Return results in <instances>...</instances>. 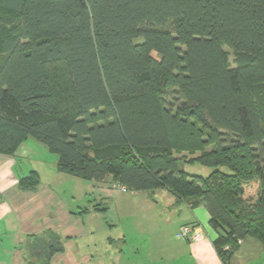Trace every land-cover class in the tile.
<instances>
[{
    "label": "trees",
    "instance_id": "obj_1",
    "mask_svg": "<svg viewBox=\"0 0 264 264\" xmlns=\"http://www.w3.org/2000/svg\"><path fill=\"white\" fill-rule=\"evenodd\" d=\"M28 138L59 172L203 205L223 264L264 246V0H0V157ZM22 249L48 264L62 238Z\"/></svg>",
    "mask_w": 264,
    "mask_h": 264
},
{
    "label": "crops",
    "instance_id": "obj_2",
    "mask_svg": "<svg viewBox=\"0 0 264 264\" xmlns=\"http://www.w3.org/2000/svg\"><path fill=\"white\" fill-rule=\"evenodd\" d=\"M33 170L37 188L20 191L17 180ZM115 186L110 178L93 182L59 172L57 156L26 139L15 156L0 157V264H25L22 245L47 231L58 233L63 246L48 264H223L203 205L178 202L164 188L122 192ZM97 203L107 207L105 214L92 209ZM136 206L144 224L133 212ZM82 207L89 210L77 214ZM182 225L195 237H180ZM231 264H264V246L246 236Z\"/></svg>",
    "mask_w": 264,
    "mask_h": 264
},
{
    "label": "rangeland",
    "instance_id": "obj_3",
    "mask_svg": "<svg viewBox=\"0 0 264 264\" xmlns=\"http://www.w3.org/2000/svg\"><path fill=\"white\" fill-rule=\"evenodd\" d=\"M138 39H140V41L142 40V38H138ZM152 55L155 56L156 53L153 51V52H152ZM232 58H233V56H232V54H230V55H229V59L232 60ZM43 146H44V145H43ZM44 147H45V146H44ZM45 148H46V147H45ZM46 149H47V148H46ZM183 169H184L185 171H187L188 173H192V174H200V175H202V176H206V175H208L209 172L212 170L211 168H208V167L202 166V165H200V164H198V163H195V164H193V165H191V164H184ZM115 190L120 191V190L118 189L117 186H115ZM162 190H163V192H165V194H166V192H168L166 189H162ZM127 194H128V193H127ZM127 194H124V195H125V196H129V194H128V195H127ZM244 197L246 198V201H247V202H252L253 198L255 197L254 190H247L246 193L244 194ZM156 199H157V198H156ZM165 199H166V198H163V199H161V201H163V200H165ZM162 206H163V205H159L158 208H159L160 210H164V208H163ZM133 212L135 213V215H137V216L140 218V222H141L142 224H144V223H143V219H142L143 212L140 210V208H139L138 206H136V208L133 210ZM163 213H164L165 215L168 214L166 211H163ZM138 217H137V219H138ZM107 219H108V218H107ZM127 225H129V224H125V223H122V224H121V226H127ZM165 226H173V225H172V222H171L170 224H169V223H166Z\"/></svg>",
    "mask_w": 264,
    "mask_h": 264
},
{
    "label": "built area",
    "instance_id": "obj_4",
    "mask_svg": "<svg viewBox=\"0 0 264 264\" xmlns=\"http://www.w3.org/2000/svg\"><path fill=\"white\" fill-rule=\"evenodd\" d=\"M116 186L122 192H127L128 191L127 187H125L124 185H119V184L116 183ZM191 231H192V228L189 225H182L179 228V236L183 237V238H193V237H195V235L192 234Z\"/></svg>",
    "mask_w": 264,
    "mask_h": 264
}]
</instances>
